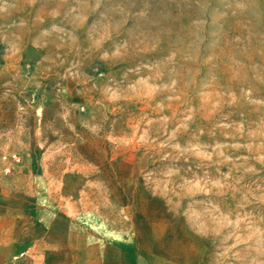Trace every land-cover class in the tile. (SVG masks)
I'll return each instance as SVG.
<instances>
[{
	"label": "rangeland",
	"instance_id": "obj_1",
	"mask_svg": "<svg viewBox=\"0 0 264 264\" xmlns=\"http://www.w3.org/2000/svg\"><path fill=\"white\" fill-rule=\"evenodd\" d=\"M0 264H264V0H0Z\"/></svg>",
	"mask_w": 264,
	"mask_h": 264
}]
</instances>
